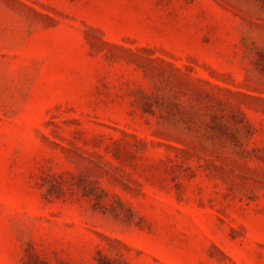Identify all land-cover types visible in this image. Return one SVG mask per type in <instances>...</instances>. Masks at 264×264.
<instances>
[{"label":"rangeland","instance_id":"1","mask_svg":"<svg viewBox=\"0 0 264 264\" xmlns=\"http://www.w3.org/2000/svg\"><path fill=\"white\" fill-rule=\"evenodd\" d=\"M0 264H264V0H0Z\"/></svg>","mask_w":264,"mask_h":264}]
</instances>
